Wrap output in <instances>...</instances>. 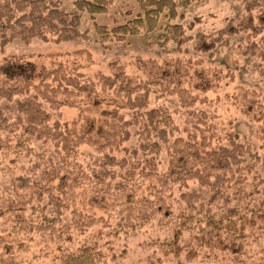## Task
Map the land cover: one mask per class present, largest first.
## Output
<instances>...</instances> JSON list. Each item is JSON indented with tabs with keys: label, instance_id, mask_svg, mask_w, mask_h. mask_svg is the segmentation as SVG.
<instances>
[{
	"label": "rangeland",
	"instance_id": "obj_1",
	"mask_svg": "<svg viewBox=\"0 0 264 264\" xmlns=\"http://www.w3.org/2000/svg\"><path fill=\"white\" fill-rule=\"evenodd\" d=\"M59 1L66 10L75 9L73 0ZM244 4L243 0H196L180 9L178 17L170 22L182 24L186 34L192 36L181 47L174 40L159 42L169 23L166 19L158 28L113 42L110 48L97 41L95 21L109 26L125 22L131 17L129 10L133 15L139 11L137 0H115L107 13L96 15L95 19L84 13L81 29L89 31L90 39L63 43L15 39L7 45L0 53V87L4 81L20 83L25 78L9 77L2 72L5 66L28 63L35 66L36 73L59 66L70 72L80 71L97 85L89 91L59 95L69 103L60 109V118L73 136L76 151L50 185L66 206L62 222L55 227L34 228L19 236L14 232V217L7 212L15 196L27 200L32 195L31 189L18 185L16 177L27 172L37 177L51 157L58 160L53 141H34V150L18 153L13 152L14 145L5 147L0 143V259L17 264H59L63 253L96 240L105 264H177L178 258L166 256L158 244L173 232V211L181 204L182 189L173 185L169 190L172 195L168 196L155 177L137 175L134 187L125 186L123 190L119 175L126 168L116 167V178L104 177L99 171L107 153L118 159L126 157L133 165L139 163L138 156L131 152L137 145L136 136L123 141L117 120L104 113L125 104L120 85L150 83L152 105L175 110L182 127L187 124L189 110L205 111L216 124V142L226 143L231 134H237L252 145L259 155L257 168L264 178V30L259 32L255 27L264 28V0L252 12H247ZM239 20L245 28L220 42L211 53L195 49L197 33L213 36L231 21ZM34 83H39L38 79ZM0 110L10 117L17 114L15 102L5 98H0ZM100 145L106 147L99 149ZM162 156L161 167L166 168L169 155L165 151ZM142 166L143 163L137 172ZM189 187L204 191L196 182H190ZM146 198L155 204L154 217L142 227H132L130 223L145 211ZM167 200L174 206L173 211L167 207ZM47 209L55 215L51 206ZM31 211L28 206L27 213ZM77 213L83 218H94L95 224L68 231L60 229L71 223ZM210 256L202 250L192 261L186 260L185 253L179 259L186 264H240L242 258L246 264H264V229H256L248 238L246 252L241 256L221 251Z\"/></svg>",
	"mask_w": 264,
	"mask_h": 264
},
{
	"label": "trees",
	"instance_id": "obj_2",
	"mask_svg": "<svg viewBox=\"0 0 264 264\" xmlns=\"http://www.w3.org/2000/svg\"><path fill=\"white\" fill-rule=\"evenodd\" d=\"M114 1L73 0L75 9L68 11L59 0H0V53L15 39L26 43L33 39L55 43L90 39L89 31L81 29L83 14L88 13L95 19L96 15L107 13ZM195 1L137 0L139 11L133 15L129 10L127 14L131 17L127 21L111 26L95 21L97 41L104 48H110L113 42H123L144 30L158 28L166 19L169 23L164 26L159 42L166 44L174 40L181 47L192 36L186 34L182 24L170 21L178 17L180 9ZM262 1L243 0L247 12L262 5ZM255 27L259 32L264 30ZM244 28L239 20L231 21L213 36L199 32L195 35V49L211 53L220 42L229 40ZM2 72L9 77L25 78L20 83L4 81L0 87V98L13 100L17 109L14 117L0 110L1 145H14L13 152L18 153L19 150H34V141L51 140L59 155L58 160L51 157L37 177L28 172L16 177L21 188L32 190L27 200L19 198L21 195L15 196L7 209L14 217V232L22 236L34 228L51 229L62 222L66 206L50 185L60 177L67 159L74 155L76 144L60 118V109L69 103L59 95L89 91L97 83L87 79L84 73L70 72L63 66L36 73L31 63L12 64L5 66ZM35 79L39 83H34ZM120 90L124 93L125 104L104 113L117 120L123 141L136 136L137 145L131 152L138 156L139 163L133 165L126 157L118 159L107 153L99 164L100 173L104 177L116 178V167L126 168L119 175V185L123 190L125 186L134 187L138 177L149 176L157 179L161 190L168 196L172 195L169 190L173 185L182 189L181 204L175 213L171 201L167 200V207L173 211V232L158 244L166 256L172 254L178 258L177 264H186L179 259L182 253H185L187 261H192L202 250L207 257L216 251L238 256L244 254L248 238L256 229H264V178L257 168L259 155L252 145L240 140L237 134H231L226 143L216 142L219 139L216 124L208 119L205 111L189 110L187 124L182 127L177 122L175 110L152 105V90L148 82L120 85ZM49 108L57 113V117ZM1 133H7V140ZM104 147L106 145L98 148ZM165 151L169 155V163L162 168ZM251 173L255 176L252 177ZM190 182H196L204 191L189 189ZM144 203L145 211L141 216L135 221L128 217L132 227H142L154 217L153 200L146 198ZM28 206L32 210L30 213H27ZM50 206L55 215L49 214L47 208ZM95 222L94 218H83L77 213L71 223L63 224L60 229L68 231L72 227H89ZM186 233L190 234L189 238L185 237ZM16 240H3V243ZM59 260V264H105L96 240L63 253ZM0 261L17 264L6 258ZM239 263L246 264L242 258Z\"/></svg>",
	"mask_w": 264,
	"mask_h": 264
}]
</instances>
